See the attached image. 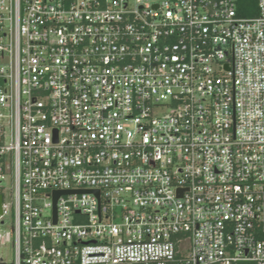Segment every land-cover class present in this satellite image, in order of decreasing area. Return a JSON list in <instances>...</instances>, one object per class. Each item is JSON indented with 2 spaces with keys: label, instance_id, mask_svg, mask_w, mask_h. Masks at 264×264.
<instances>
[{
  "label": "built area",
  "instance_id": "1",
  "mask_svg": "<svg viewBox=\"0 0 264 264\" xmlns=\"http://www.w3.org/2000/svg\"><path fill=\"white\" fill-rule=\"evenodd\" d=\"M257 3L0 0L13 264H264Z\"/></svg>",
  "mask_w": 264,
  "mask_h": 264
},
{
  "label": "trees",
  "instance_id": "2",
  "mask_svg": "<svg viewBox=\"0 0 264 264\" xmlns=\"http://www.w3.org/2000/svg\"><path fill=\"white\" fill-rule=\"evenodd\" d=\"M238 14L240 16H255L258 14V0H236ZM0 264H13L0 259Z\"/></svg>",
  "mask_w": 264,
  "mask_h": 264
},
{
  "label": "rangeland",
  "instance_id": "3",
  "mask_svg": "<svg viewBox=\"0 0 264 264\" xmlns=\"http://www.w3.org/2000/svg\"><path fill=\"white\" fill-rule=\"evenodd\" d=\"M6 186H9V188H10V183H6ZM5 195H6V200L8 202H12V192L10 189L5 191ZM9 224H10V222L7 220V225H9ZM0 256H2L5 260H7V262H12L13 257H14V251H13L12 243H8L7 245L2 246L0 248Z\"/></svg>",
  "mask_w": 264,
  "mask_h": 264
},
{
  "label": "water",
  "instance_id": "4",
  "mask_svg": "<svg viewBox=\"0 0 264 264\" xmlns=\"http://www.w3.org/2000/svg\"><path fill=\"white\" fill-rule=\"evenodd\" d=\"M3 195L0 194V214L2 213Z\"/></svg>",
  "mask_w": 264,
  "mask_h": 264
}]
</instances>
